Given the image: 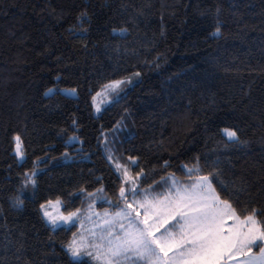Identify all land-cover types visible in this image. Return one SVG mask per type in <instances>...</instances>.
<instances>
[{
  "label": "trees",
  "instance_id": "trees-1",
  "mask_svg": "<svg viewBox=\"0 0 264 264\" xmlns=\"http://www.w3.org/2000/svg\"><path fill=\"white\" fill-rule=\"evenodd\" d=\"M131 75L96 115L94 95ZM117 126L142 188L190 182L198 166L219 174L216 192L241 217L260 218L264 0H0V264H91L66 249L79 228H52L40 207L76 212L102 188L119 207L123 181L102 146Z\"/></svg>",
  "mask_w": 264,
  "mask_h": 264
},
{
  "label": "snow or ice",
  "instance_id": "snow-or-ice-1",
  "mask_svg": "<svg viewBox=\"0 0 264 264\" xmlns=\"http://www.w3.org/2000/svg\"><path fill=\"white\" fill-rule=\"evenodd\" d=\"M218 33L219 28L214 35ZM121 83L123 81H116L106 87L115 89ZM224 134L239 143L236 131L225 129ZM15 140V151L22 159L20 137ZM188 172L194 175L190 184H180L173 178L166 193L151 198L145 194L143 202L133 199V203L143 209L142 216L133 203H128L126 196V191H131L135 197V187H121L119 194L124 198L125 209L115 216L127 219L128 227L121 224L122 231L116 236L110 229L107 235L98 237V243L88 244L82 236L79 240L74 236L67 245L71 256L79 258L83 254L103 264H264V213L258 218L253 209L241 217L232 204L222 200L216 192L212 177L215 175L218 180V173L200 175L198 166L188 168ZM34 175L26 174L27 182L33 185L36 183L32 179ZM123 175L126 183L130 181L135 185L127 168L123 169ZM59 204L57 200L41 205L44 217L54 226L60 221L75 223L78 212L54 216L48 210ZM128 209H132L135 216ZM229 219L233 221L231 225L227 223Z\"/></svg>",
  "mask_w": 264,
  "mask_h": 264
},
{
  "label": "rangeland",
  "instance_id": "rangeland-1",
  "mask_svg": "<svg viewBox=\"0 0 264 264\" xmlns=\"http://www.w3.org/2000/svg\"><path fill=\"white\" fill-rule=\"evenodd\" d=\"M116 81H123V83H121L119 85L118 88L112 89V88H108L106 86L113 84ZM116 81H112L110 83H108L103 89H101L99 92H97L94 95V98L92 100L93 102V108H94V112L96 115L101 114V112L108 107L109 105H111L118 97H119V92L121 91V88L124 85H128V86H132L134 85L137 81H138V76L136 75H131L127 78L124 79H120V80H116ZM58 89V90H57ZM52 88L50 90L47 91V94H51L53 92H55V90L72 96V97H77L78 96V91L76 88L73 87H60V88ZM126 128V126H125ZM124 127L117 126L115 128L114 131L110 132V131H105L103 133V150L105 151L107 158L110 162V164L112 165V167L115 169V171L119 174V176L122 178L123 181V187L125 189H131L132 187H135L136 189V195L135 197H133V194L131 191H126V196L128 199V203H133V199L137 200V201H141L143 202V198L145 196V194H147L149 196V198H151L152 196L155 195H159L162 193H166L169 188L171 187V180L174 178L176 179L180 184H190L192 181L188 182H183L181 179H178L174 176L170 177L168 179V181L166 182H159L156 183L152 186L149 187H141L140 185V178L141 175H135L132 170H131V166L135 165L137 163V160L134 158H129L123 155V152H120L119 148L122 147V142L124 140L122 135V130L125 129ZM231 130V129H228ZM73 141H77V137L73 136L72 137ZM21 147H22V143H21ZM16 148V146H15ZM16 153V151H14ZM22 152H23V158L21 159L20 156L17 155L18 159L20 162H22L25 159V154L22 148ZM133 161H135V163H133ZM117 165H121V168H118ZM127 168L129 176L135 179V185H133L130 181L129 182H125L124 179V175H123V169ZM87 198H91L90 203H88L87 205H85L84 208L79 209L78 212V219H75V223L73 224H65L63 221L58 222L57 225H52L49 220L45 218V220L47 221V223L54 229H58L61 227H72L74 225H76L79 230L76 233L75 237L79 240L80 237L82 236L84 238V242L91 244V243H98V237L100 235H107L108 231L111 229L112 231V235L116 236L119 235L122 231V229L120 228V225L123 224L125 226V228L128 227V220L124 219V218H117L115 216V214L117 212L122 211L123 209H125V203H124V198H122L120 196L121 204L119 205V207L117 208H111V207H107L104 206L107 203L113 202L110 198H108V196L105 194L104 189H100L98 192H93V193H88ZM59 200V199H58ZM57 200H52V202H55ZM60 204L56 207H49L48 210L50 212H52V214L55 216L58 213H62L64 215H68V213H65V211H63V203L61 200ZM48 204V202L42 204V205H46ZM133 207L137 208L138 211H140L141 216L143 215V209L142 208H138L136 204L133 203ZM41 209L42 215L44 212V209ZM129 212H132V209H128ZM132 215L135 216V213L132 212ZM44 216V215H43ZM174 223V222H173ZM228 225H231L233 223L232 220H228L227 221ZM167 227H171V224H169ZM161 231H163V229H161ZM71 243V242H70ZM68 245V244H67ZM67 249V246H66ZM89 251H93L92 248L88 249ZM68 251V249H67ZM69 255L71 256V253L68 251ZM72 257V256H71ZM75 260L81 261V260H87L89 261L91 264H103L102 261H97L95 259H93L91 256H87V255H81L79 258H74Z\"/></svg>",
  "mask_w": 264,
  "mask_h": 264
},
{
  "label": "crops",
  "instance_id": "crops-1",
  "mask_svg": "<svg viewBox=\"0 0 264 264\" xmlns=\"http://www.w3.org/2000/svg\"><path fill=\"white\" fill-rule=\"evenodd\" d=\"M241 259H244L243 257H241Z\"/></svg>",
  "mask_w": 264,
  "mask_h": 264
}]
</instances>
